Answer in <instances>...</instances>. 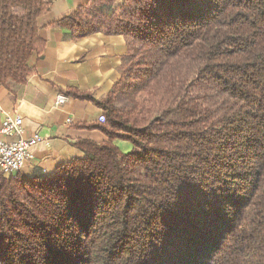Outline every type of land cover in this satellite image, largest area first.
Returning <instances> with one entry per match:
<instances>
[{"label": "trees", "instance_id": "obj_1", "mask_svg": "<svg viewBox=\"0 0 264 264\" xmlns=\"http://www.w3.org/2000/svg\"><path fill=\"white\" fill-rule=\"evenodd\" d=\"M53 1L0 0V87L34 71ZM56 24L128 52L87 96L105 140L52 177L0 176V264H264V0H89Z\"/></svg>", "mask_w": 264, "mask_h": 264}, {"label": "crops", "instance_id": "obj_2", "mask_svg": "<svg viewBox=\"0 0 264 264\" xmlns=\"http://www.w3.org/2000/svg\"><path fill=\"white\" fill-rule=\"evenodd\" d=\"M88 1L54 0L40 20L46 45L34 59V71L23 83L0 87V126L6 114H18L25 136L39 132L43 137L34 150L35 159L20 170L26 178L52 177L60 167L83 157L82 141L106 139L100 129L86 127L103 115L87 96L107 97L121 77L127 41L121 34L101 31L75 38L70 28L56 24ZM59 94L68 96L64 104H58ZM114 143L127 152L132 149L128 141Z\"/></svg>", "mask_w": 264, "mask_h": 264}, {"label": "built area", "instance_id": "obj_3", "mask_svg": "<svg viewBox=\"0 0 264 264\" xmlns=\"http://www.w3.org/2000/svg\"><path fill=\"white\" fill-rule=\"evenodd\" d=\"M68 96L59 94L58 104H64ZM100 120H104L103 116ZM43 140L39 132L25 136L24 120L18 114H6L0 126V171L13 174L20 171L27 161L35 159V148Z\"/></svg>", "mask_w": 264, "mask_h": 264}, {"label": "rangeland", "instance_id": "obj_4", "mask_svg": "<svg viewBox=\"0 0 264 264\" xmlns=\"http://www.w3.org/2000/svg\"><path fill=\"white\" fill-rule=\"evenodd\" d=\"M130 88H126L117 99V105L121 108L130 107L135 102V94ZM121 149V148H120ZM123 152H127L125 149H121ZM129 151V150H128Z\"/></svg>", "mask_w": 264, "mask_h": 264}]
</instances>
